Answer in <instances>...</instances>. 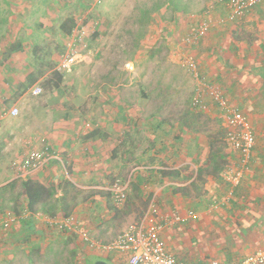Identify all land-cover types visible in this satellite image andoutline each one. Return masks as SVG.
<instances>
[{
  "label": "rangeland",
  "instance_id": "rangeland-1",
  "mask_svg": "<svg viewBox=\"0 0 264 264\" xmlns=\"http://www.w3.org/2000/svg\"><path fill=\"white\" fill-rule=\"evenodd\" d=\"M223 12L220 0H0V33L12 28L20 40L24 37L26 46H32L25 59L24 84L28 85L4 101L5 110L16 106L19 112L16 116L0 113V264H126L123 253L104 251L97 244L140 222L148 211L154 210L150 217L159 219L167 212L161 203L180 202L179 194L186 204L193 199H214L217 204L210 211H195L188 222L175 223H181L179 237L186 241L187 252L181 257L229 262L252 251L241 254L242 237H262L264 227L255 220L246 225L250 211L241 208L251 202L264 204V146L256 138L257 129H264V1L233 22L213 26L196 42L181 43V37L193 31L202 17ZM20 19L23 32L17 30ZM77 23L88 29L81 58L71 71L60 72L57 61ZM200 79L220 85L254 132L249 162L235 186L227 176L240 166L239 153L225 139L227 127L220 108L208 97H203L204 108L196 106ZM35 83L41 92H27ZM111 91L123 93L130 99L127 102L147 105L165 123L157 132L136 128L130 150L137 154L135 161L119 170L103 171L104 180L91 184L107 191L114 177L128 180L125 199L120 203L107 200L114 214L96 225L98 220L91 222L86 214L88 199L93 202L95 198L61 178L58 172L71 176L74 169L69 162H58L54 175L61 179H49L46 185L55 190L50 198L55 206L50 210L46 205L43 210L37 205L36 210L58 217L73 214L76 230H56L40 218L33 231L24 228L28 214L21 181L26 177L15 176L13 163L47 141L40 138L42 127L34 118L41 117L46 107L100 104L98 93ZM260 133L264 137V131ZM174 140L179 143L175 150L184 159L188 154L202 155L200 170L195 174L194 168L185 166L165 179L158 176L147 181V173H156L149 165L172 163L164 155L168 142ZM193 142L201 144L193 146ZM210 174L217 197L206 186ZM28 177L37 181L35 173ZM164 181H169L170 193H161ZM104 223L108 225L103 227ZM175 224L169 228L170 237ZM167 230L161 234L168 249Z\"/></svg>",
  "mask_w": 264,
  "mask_h": 264
},
{
  "label": "crops",
  "instance_id": "crops-1",
  "mask_svg": "<svg viewBox=\"0 0 264 264\" xmlns=\"http://www.w3.org/2000/svg\"><path fill=\"white\" fill-rule=\"evenodd\" d=\"M25 2L26 1H24V3ZM17 24V30L21 29L23 32L24 22L20 19ZM31 47V45L26 46L24 37L20 40L18 33H15L12 28L11 32L6 33L4 31V34L0 33V113L4 109V101L14 91H18L20 89V92H23L28 85L24 84L27 78L25 74L27 65L25 59L26 53L31 50ZM9 50L11 52L8 55ZM203 67H205V65H203ZM34 80L35 79H33V81ZM35 84H33V86ZM19 86L22 87L19 88ZM31 88H27L26 91L28 92ZM98 94H100V104H92L91 102H88L87 104L92 105H87L84 108L59 106L46 107L45 109H42L43 111L41 117L34 118V123L36 122L39 124V127H42L39 129L40 131L38 130L40 138L47 140L45 143H39L35 147L42 148L46 146L49 153L52 155L44 169L35 172L37 181L48 185L49 179L60 180L64 177V179L68 178L74 185L85 189L88 192L87 194H91L90 198H95L93 202H90L88 199L87 203L89 206L85 205L87 210L86 214L89 217V220L91 222H96L98 220L96 225L102 223L106 219H109L114 212H111L107 206V200L111 199L109 191L107 189V191H103L104 187L102 185L91 186V184L95 183L94 180H97L98 182L100 180H104L105 174L103 175V171L105 173L112 172L110 170L111 168L114 171L119 170L121 169L120 166L135 161L137 154H131L130 150L133 149L131 147V144L133 145L134 143L133 139L137 138V133L135 132L136 128L146 129L150 132H157L160 128L165 127H162L165 123L161 120V118L157 115H152V111L147 105L143 104V106H138V104H135L132 101L127 102L126 100L128 98H126L120 91L107 92L106 95L105 92H100ZM87 95L88 94L86 93V96ZM107 102H110L112 105L110 106ZM261 128L257 129L256 138L257 143L261 140L262 146H264V137H261L260 133L264 131V129ZM160 132L161 135H165L166 133L162 131ZM200 144L201 143L199 142H193L192 145L200 146ZM168 147L169 148L166 150L164 158L169 159L168 161L171 159L173 164L155 166L149 165V168H156L153 170V172L156 173H147L145 177L147 181H150L153 177L156 178L158 176L159 178L165 179V177L170 175L171 172L180 171L181 168L184 169L185 166L188 168H194L193 170L195 171V174L200 170V166L204 159L200 153L188 154L187 159H184L182 153L179 152V149L175 150V147H179V143L175 142V140L170 143L168 142ZM108 161L113 163L109 165ZM58 162H61L62 164L64 162L71 163L74 169V171L71 172V176L68 175L67 172H58V174L60 173L62 176L58 179L59 175H54V167ZM211 177L212 175L210 174L206 186L209 188V193L215 192V197H217L218 195L216 193L219 192L216 191L215 183ZM170 182V184H182L179 182ZM247 184L249 185L250 183ZM95 187L99 189H91ZM161 188V193L163 194L171 192V190H169V188H171L169 186V181H164ZM179 195L180 199H177H179L180 202L175 200L171 205L172 202L170 201L168 202V206L164 203L161 204L167 211L165 214H171L174 211L180 213L183 216V219L181 220L182 223L186 221L188 222L189 219L193 218L196 214L195 211L203 213L204 211H210L217 207L216 202L213 203V201H215L214 199H193L190 200L189 204H186L182 202L184 201L183 195ZM171 206L173 207L171 208ZM92 209L94 210L93 212ZM241 209L250 211L247 214V218L244 219V223H246V225H251L255 220L259 226L264 227V204L260 202L259 205H255L251 202L250 204L243 206ZM188 210H191L194 215L187 216ZM38 212L44 215L46 214L42 211ZM36 223H38V220L31 214H29L28 219L23 222L24 228L32 231L35 229ZM107 225L108 223H104V225L102 224L103 227ZM180 225L181 223L175 224L177 228L172 229V231H174L172 232L171 237V231L169 229L170 226L167 227L168 230L164 233V236L167 238V245L169 247L168 251L178 257L184 256L183 254H186L187 252L185 251L187 249L186 241H181L182 238L179 237ZM99 228H101V226ZM98 231L102 232L103 230L99 229ZM241 246L243 249L241 254L264 247V230L262 237H242Z\"/></svg>",
  "mask_w": 264,
  "mask_h": 264
},
{
  "label": "built area",
  "instance_id": "built-area-1",
  "mask_svg": "<svg viewBox=\"0 0 264 264\" xmlns=\"http://www.w3.org/2000/svg\"><path fill=\"white\" fill-rule=\"evenodd\" d=\"M224 5L223 14L212 17H202L197 27L187 35L181 37V43L189 45L205 36L207 31L213 26L225 25L243 17L253 6L264 0H220ZM88 35V29L82 23H77L70 31V38L66 43V49L57 61L56 68L60 72H69L79 58H81V49ZM193 68L195 67L192 64ZM40 85H34L31 88L32 94L41 92ZM203 97H208L221 110L226 122L225 139L227 143L236 149L240 157V166L232 171L227 179L232 185L238 184L242 177L243 169L247 167L250 155L255 143L254 132L247 123L245 115L236 107V105L228 102L224 95L222 87L211 82L204 83L200 79L195 104L198 108L206 106ZM19 109L16 106L10 107L8 110L3 109V114L16 116ZM51 154L46 146L29 150L17 162L13 163L16 177H27L41 169L49 162ZM128 180L125 181L120 177H114L110 185L106 187L111 198L117 202H122L126 197L128 188ZM232 188L229 191L232 192ZM152 210L151 212H153ZM36 218H41L48 226L56 230H76V220L73 214H64L63 216H55L42 214L38 211H29ZM150 211L146 212L143 219L135 224L129 225L127 228L118 232L114 237L105 243L97 244V247L104 251H117L123 253L126 257V264H264V247L257 248L245 256L230 262H222L214 258L191 260L186 257H178L168 251L165 241L162 237V231L183 219V216L174 211L171 214L160 215L159 219L150 217ZM191 210L187 211V216H193ZM95 244L94 241H91Z\"/></svg>",
  "mask_w": 264,
  "mask_h": 264
},
{
  "label": "trees",
  "instance_id": "trees-1",
  "mask_svg": "<svg viewBox=\"0 0 264 264\" xmlns=\"http://www.w3.org/2000/svg\"><path fill=\"white\" fill-rule=\"evenodd\" d=\"M21 187L26 200V208L29 211H36L37 205L43 208V210L47 207L50 210L54 208V202H50V198H52L55 192L54 188L48 187L28 176L21 181Z\"/></svg>",
  "mask_w": 264,
  "mask_h": 264
},
{
  "label": "water",
  "instance_id": "water-1",
  "mask_svg": "<svg viewBox=\"0 0 264 264\" xmlns=\"http://www.w3.org/2000/svg\"><path fill=\"white\" fill-rule=\"evenodd\" d=\"M97 264H107V263L104 262V261H100V262H98Z\"/></svg>",
  "mask_w": 264,
  "mask_h": 264
}]
</instances>
